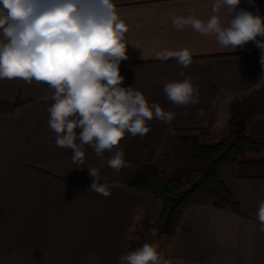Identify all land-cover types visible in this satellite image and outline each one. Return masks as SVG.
Masks as SVG:
<instances>
[{
    "label": "crops",
    "instance_id": "crops-1",
    "mask_svg": "<svg viewBox=\"0 0 264 264\" xmlns=\"http://www.w3.org/2000/svg\"><path fill=\"white\" fill-rule=\"evenodd\" d=\"M111 2L128 29L122 86L141 91L149 104L175 113L174 119L168 123L154 116L146 121L149 131L143 137L126 132L102 156L83 145V163L74 162L73 150L56 146L48 124L54 90L45 82L0 79V99L20 100L13 111L0 112V264H118L131 236L155 223L161 206L151 193L126 184L128 175L155 163L166 177H187L197 163L178 142L182 131L206 128L201 139L223 138L231 103L264 96V53L255 42L222 47L215 34L173 25V17L207 23L218 16L227 27L232 15L226 7L214 11L215 0ZM238 9L264 17V0H241ZM183 49L192 54L187 67L167 56ZM188 77L198 101L177 105L164 86ZM246 131L264 138V105L248 116ZM118 150L124 159L119 171L108 165ZM93 168L107 196L91 190ZM223 177L242 211L212 203L189 207L178 228L166 235L163 255L172 263L264 264V231L257 215L264 200V148L239 156Z\"/></svg>",
    "mask_w": 264,
    "mask_h": 264
},
{
    "label": "clouds",
    "instance_id": "clouds-1",
    "mask_svg": "<svg viewBox=\"0 0 264 264\" xmlns=\"http://www.w3.org/2000/svg\"><path fill=\"white\" fill-rule=\"evenodd\" d=\"M240 3L215 0L214 11L226 7L232 15L227 27L218 16L207 23L173 17V25L177 30L191 25L201 34H215L222 47L235 49L255 42L264 53V39H259L264 38V17L238 9ZM127 30L111 0H0V79L45 82L54 90L48 124L56 133V146L73 150L74 162L83 163V145L102 156L126 132L143 137L149 131L146 121L154 116L168 123L174 119L175 113L158 103L149 104L141 91L122 86L120 64L128 59ZM167 56L177 57L184 67L191 64L188 49ZM164 92L177 105L195 104L199 98L191 77L166 83ZM108 165L119 171L124 166L123 151L118 150ZM89 173L94 178L91 190L107 196L98 184L99 171L93 168ZM257 215L264 231V200ZM157 248L145 243L121 255L118 264H160Z\"/></svg>",
    "mask_w": 264,
    "mask_h": 264
},
{
    "label": "trees",
    "instance_id": "trees-1",
    "mask_svg": "<svg viewBox=\"0 0 264 264\" xmlns=\"http://www.w3.org/2000/svg\"><path fill=\"white\" fill-rule=\"evenodd\" d=\"M19 104L20 100L0 99V112L13 111ZM263 105V95L235 99L228 111L227 133L214 143L201 142L200 134L207 132L206 128L195 132L183 130L178 142L197 163L196 170L187 177H166L155 163L128 175L126 184L147 191L160 200V210L154 223L158 235L173 233L184 212L196 204L212 203L242 211L223 173L239 156L263 150L264 138L246 131L248 116ZM133 250L130 247L127 253Z\"/></svg>",
    "mask_w": 264,
    "mask_h": 264
},
{
    "label": "rangeland",
    "instance_id": "rangeland-1",
    "mask_svg": "<svg viewBox=\"0 0 264 264\" xmlns=\"http://www.w3.org/2000/svg\"><path fill=\"white\" fill-rule=\"evenodd\" d=\"M200 139H201V137H200ZM221 139H222L221 136L220 137L214 136V138H212V139H206L205 140L203 138V139H201V142H203V143H210L211 141L217 142ZM131 237H132V241H131L129 248L133 247L134 250H136V249L142 247L145 243L157 245L158 246L157 252H158L159 258H160V264H174L171 261H169L165 257V255H163L165 250H166V246H167V244H166L167 236L166 235H158L156 230H155L154 223L145 224L144 226L140 227L139 229H137V232L134 233Z\"/></svg>",
    "mask_w": 264,
    "mask_h": 264
}]
</instances>
